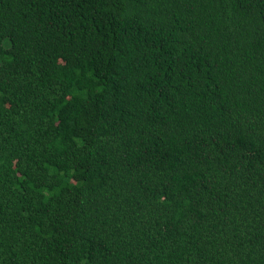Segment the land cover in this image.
<instances>
[{
  "label": "trees",
  "instance_id": "16d2710c",
  "mask_svg": "<svg viewBox=\"0 0 264 264\" xmlns=\"http://www.w3.org/2000/svg\"><path fill=\"white\" fill-rule=\"evenodd\" d=\"M0 264H264V0H0Z\"/></svg>",
  "mask_w": 264,
  "mask_h": 264
}]
</instances>
